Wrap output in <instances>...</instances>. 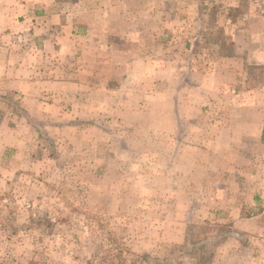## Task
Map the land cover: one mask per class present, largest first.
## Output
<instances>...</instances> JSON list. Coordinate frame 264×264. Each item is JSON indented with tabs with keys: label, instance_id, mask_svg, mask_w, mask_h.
<instances>
[{
	"label": "rangeland",
	"instance_id": "1",
	"mask_svg": "<svg viewBox=\"0 0 264 264\" xmlns=\"http://www.w3.org/2000/svg\"><path fill=\"white\" fill-rule=\"evenodd\" d=\"M195 1L211 21L205 37L222 41L213 55L231 54L223 16L241 26L239 98L209 94L202 103L181 95L174 102L178 96L157 94L155 80L133 64L122 84L84 76V91L94 89L82 95L74 85L51 87L57 92L45 95V110L17 103L10 114L0 103V126L9 123L0 127V264H264V126L251 123L253 103L260 102L261 122L264 116V92L257 101L251 93L264 83V64L248 63L256 44L264 52V0ZM162 2L181 15L192 5L149 6ZM187 102L188 110L173 112ZM180 114L197 119L173 127ZM200 115L228 125L193 126ZM213 135L221 136L220 158L191 153L189 145Z\"/></svg>",
	"mask_w": 264,
	"mask_h": 264
},
{
	"label": "crops",
	"instance_id": "2",
	"mask_svg": "<svg viewBox=\"0 0 264 264\" xmlns=\"http://www.w3.org/2000/svg\"><path fill=\"white\" fill-rule=\"evenodd\" d=\"M189 2L194 8L189 5L186 14L181 15L167 12L163 2L153 8L149 0H141L137 5H132V0H0V94L12 95L11 101L2 95L0 103L5 104L6 109L10 107V114L14 112V105L19 109L17 103L27 111L45 110V95L57 92L49 90L51 87L74 85L75 92L82 95L84 76L92 80L116 79L122 84L123 80L131 78L133 64L141 65L144 78L155 80L157 94L170 92L178 96L174 102H179L181 95L199 96L202 103H206L204 96L209 94H232L233 98H239L244 91L238 89V70L234 64L244 57L239 39L241 26L228 15L223 16L219 26L231 36V54L213 55L212 48L221 50L222 41L212 43L205 37L206 26H211V21L205 22L202 18L206 9L199 12L196 1ZM54 55L61 61L54 60ZM72 59L76 68L66 67V63L72 64ZM248 60L253 66L264 64V52L258 44ZM82 72L87 73L82 75ZM254 79L259 76H253ZM169 83L171 86L167 85ZM88 89L84 92L94 88L89 85ZM261 92H264V83L252 85L253 101L260 99ZM207 105L213 109L212 105ZM259 105L260 102L251 105L254 116L251 123L255 122L257 128L264 126ZM190 106V102L182 108L173 105L172 110L183 112ZM194 109L192 106L191 110ZM203 117L202 123L193 126L228 125L226 119ZM192 119L197 118L185 119L180 114L172 118L171 125L180 127ZM8 124L3 121L0 127ZM259 137L260 129L256 142ZM220 139L221 136L213 135L199 145L188 147L191 153L197 150L207 158L208 155L220 158L222 148L216 151L215 147ZM251 139L241 142L250 143ZM190 157L196 159L195 155ZM200 165L204 171L208 169L205 163ZM188 174L192 175L190 171Z\"/></svg>",
	"mask_w": 264,
	"mask_h": 264
},
{
	"label": "trees",
	"instance_id": "3",
	"mask_svg": "<svg viewBox=\"0 0 264 264\" xmlns=\"http://www.w3.org/2000/svg\"><path fill=\"white\" fill-rule=\"evenodd\" d=\"M262 137H264V132L262 133ZM161 261H162V260H161ZM165 261H169L168 258H166Z\"/></svg>",
	"mask_w": 264,
	"mask_h": 264
}]
</instances>
